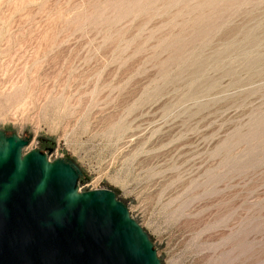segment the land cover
<instances>
[{"label": "rangeland", "instance_id": "obj_1", "mask_svg": "<svg viewBox=\"0 0 264 264\" xmlns=\"http://www.w3.org/2000/svg\"><path fill=\"white\" fill-rule=\"evenodd\" d=\"M0 130L161 264H264V0H0Z\"/></svg>", "mask_w": 264, "mask_h": 264}, {"label": "water", "instance_id": "obj_2", "mask_svg": "<svg viewBox=\"0 0 264 264\" xmlns=\"http://www.w3.org/2000/svg\"><path fill=\"white\" fill-rule=\"evenodd\" d=\"M0 130V264H161L110 189H77L69 158Z\"/></svg>", "mask_w": 264, "mask_h": 264}, {"label": "trees", "instance_id": "obj_3", "mask_svg": "<svg viewBox=\"0 0 264 264\" xmlns=\"http://www.w3.org/2000/svg\"><path fill=\"white\" fill-rule=\"evenodd\" d=\"M78 181H81L80 176H78L76 183H77Z\"/></svg>", "mask_w": 264, "mask_h": 264}, {"label": "built area", "instance_id": "obj_4", "mask_svg": "<svg viewBox=\"0 0 264 264\" xmlns=\"http://www.w3.org/2000/svg\"><path fill=\"white\" fill-rule=\"evenodd\" d=\"M79 190V189H78Z\"/></svg>", "mask_w": 264, "mask_h": 264}]
</instances>
